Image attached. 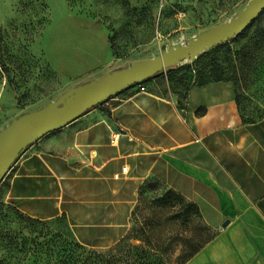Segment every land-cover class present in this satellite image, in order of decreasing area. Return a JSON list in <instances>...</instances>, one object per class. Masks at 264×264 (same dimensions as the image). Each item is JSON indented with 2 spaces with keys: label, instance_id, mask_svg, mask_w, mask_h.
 I'll return each instance as SVG.
<instances>
[{
  "label": "rangeland",
  "instance_id": "obj_1",
  "mask_svg": "<svg viewBox=\"0 0 264 264\" xmlns=\"http://www.w3.org/2000/svg\"><path fill=\"white\" fill-rule=\"evenodd\" d=\"M250 1L0 0V91L11 99L0 106V124L10 110L22 117L58 111L80 87L102 78L111 59L109 73L186 48L235 19ZM154 79L182 96L228 83L244 123L262 118L264 11L240 35L143 82ZM2 186L0 264H188L217 234L198 206L151 181L126 238L95 250L79 245L62 219L40 222L21 214Z\"/></svg>",
  "mask_w": 264,
  "mask_h": 264
},
{
  "label": "crops",
  "instance_id": "obj_2",
  "mask_svg": "<svg viewBox=\"0 0 264 264\" xmlns=\"http://www.w3.org/2000/svg\"><path fill=\"white\" fill-rule=\"evenodd\" d=\"M144 86L23 148L1 180L5 198L33 220L62 219L81 246L106 250L126 238L152 181L198 206L217 229L188 264H264V116L244 123L228 83L186 96L164 79ZM9 102L0 91L3 110ZM20 115L3 113L0 130Z\"/></svg>",
  "mask_w": 264,
  "mask_h": 264
},
{
  "label": "water",
  "instance_id": "obj_3",
  "mask_svg": "<svg viewBox=\"0 0 264 264\" xmlns=\"http://www.w3.org/2000/svg\"><path fill=\"white\" fill-rule=\"evenodd\" d=\"M264 11V0H251L235 19L203 34L190 46L164 53L162 56L109 73L80 87L73 98L58 111L34 112L20 117L0 133V182L20 151L45 134L58 129L81 114L130 87L139 85L177 63L193 59L202 52L240 35ZM228 223L224 224V227Z\"/></svg>",
  "mask_w": 264,
  "mask_h": 264
},
{
  "label": "trees",
  "instance_id": "obj_4",
  "mask_svg": "<svg viewBox=\"0 0 264 264\" xmlns=\"http://www.w3.org/2000/svg\"><path fill=\"white\" fill-rule=\"evenodd\" d=\"M111 38H112V36H110V41H111ZM110 43H111V42H110ZM144 84H146V82H142V83H141V85H144ZM170 192L172 193L173 196H175V198H178V199L183 198V197H181L179 194H177V193H175V192H172V191H170ZM191 206L194 207V208L196 207V205H194V204H191ZM79 245H80V244H79Z\"/></svg>",
  "mask_w": 264,
  "mask_h": 264
},
{
  "label": "built area",
  "instance_id": "obj_5",
  "mask_svg": "<svg viewBox=\"0 0 264 264\" xmlns=\"http://www.w3.org/2000/svg\"><path fill=\"white\" fill-rule=\"evenodd\" d=\"M138 92L139 93H146L147 92V88L144 85H141V83L138 85ZM126 171V169H124Z\"/></svg>",
  "mask_w": 264,
  "mask_h": 264
}]
</instances>
